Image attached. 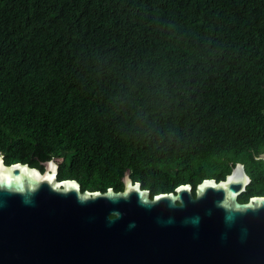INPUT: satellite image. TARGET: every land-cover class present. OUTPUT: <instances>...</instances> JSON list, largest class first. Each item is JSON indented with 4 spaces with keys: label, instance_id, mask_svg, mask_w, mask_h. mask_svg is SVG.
<instances>
[{
    "label": "trees",
    "instance_id": "trees-1",
    "mask_svg": "<svg viewBox=\"0 0 264 264\" xmlns=\"http://www.w3.org/2000/svg\"><path fill=\"white\" fill-rule=\"evenodd\" d=\"M264 0H0V157L151 196L237 163L264 196Z\"/></svg>",
    "mask_w": 264,
    "mask_h": 264
},
{
    "label": "water",
    "instance_id": "water-1",
    "mask_svg": "<svg viewBox=\"0 0 264 264\" xmlns=\"http://www.w3.org/2000/svg\"><path fill=\"white\" fill-rule=\"evenodd\" d=\"M40 164L0 157V264H264V196L238 201L240 163L154 196L128 170L121 191L89 192Z\"/></svg>",
    "mask_w": 264,
    "mask_h": 264
},
{
    "label": "flooded vegetation",
    "instance_id": "flooded-vegetation-1",
    "mask_svg": "<svg viewBox=\"0 0 264 264\" xmlns=\"http://www.w3.org/2000/svg\"><path fill=\"white\" fill-rule=\"evenodd\" d=\"M41 172L43 171V170H40Z\"/></svg>",
    "mask_w": 264,
    "mask_h": 264
}]
</instances>
